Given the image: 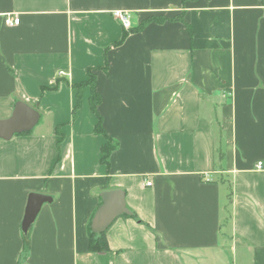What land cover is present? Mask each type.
<instances>
[{"label":"crops","instance_id":"obj_1","mask_svg":"<svg viewBox=\"0 0 264 264\" xmlns=\"http://www.w3.org/2000/svg\"><path fill=\"white\" fill-rule=\"evenodd\" d=\"M118 11L168 21L115 46ZM88 70L109 168L91 88H74ZM18 103L40 119L0 139V264H264V0H0V121ZM109 192L131 215L91 254ZM31 194L52 201L25 252Z\"/></svg>","mask_w":264,"mask_h":264},{"label":"water","instance_id":"obj_2","mask_svg":"<svg viewBox=\"0 0 264 264\" xmlns=\"http://www.w3.org/2000/svg\"><path fill=\"white\" fill-rule=\"evenodd\" d=\"M39 113L24 103H18L12 117L0 121V139L10 140L14 135L31 131L39 122ZM103 204L97 211L91 225L94 234H102L111 224L122 215H131L125 204L123 192H109L102 195ZM51 198L41 194L29 196L23 232L27 233L44 204L51 202Z\"/></svg>","mask_w":264,"mask_h":264},{"label":"trees","instance_id":"obj_3","mask_svg":"<svg viewBox=\"0 0 264 264\" xmlns=\"http://www.w3.org/2000/svg\"><path fill=\"white\" fill-rule=\"evenodd\" d=\"M166 21H168V19L162 18V17L152 18V19H149V20L143 22L136 29L124 31L121 41H119L115 46L121 45L130 34L138 33L140 31H142L143 29H145V27L147 25H149L151 23L162 24ZM87 76H88L87 82L80 84L78 86H74V88L77 90H80V91L84 87H90L91 88L90 108H91L92 113L95 114L98 118V124L96 126L95 132L98 135H102L107 139V144L105 146H103V148H102V154H103L102 162H103V164H105L107 166V168H109V159H110L111 154L117 149V144L111 138H109L106 135L104 128H103V118L98 112V106L101 103V97L96 91L97 79H96L95 74L93 73V70H88ZM80 106L81 105H80V95H79L78 105L75 108V110L73 111V119H76L77 111L79 110ZM24 236H25V242H26L27 237H28V232L24 233ZM89 237H90L89 252L91 254H101V253H106L108 251L106 232L102 233V234H94L92 232L91 225H90L89 226ZM24 250H25V252L28 250L27 242L25 243Z\"/></svg>","mask_w":264,"mask_h":264},{"label":"built area","instance_id":"obj_4","mask_svg":"<svg viewBox=\"0 0 264 264\" xmlns=\"http://www.w3.org/2000/svg\"><path fill=\"white\" fill-rule=\"evenodd\" d=\"M113 16L120 22V24L122 25V27L125 30H130L132 27V14L130 12H114ZM4 18V22L6 24V26L8 27H17L20 25L21 20L19 18V16H17L16 14L13 13H7L3 15ZM61 75H63L61 73ZM263 167V164L260 162L257 164V169H261ZM147 186L151 187L152 183L151 182H147Z\"/></svg>","mask_w":264,"mask_h":264}]
</instances>
